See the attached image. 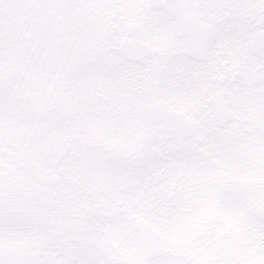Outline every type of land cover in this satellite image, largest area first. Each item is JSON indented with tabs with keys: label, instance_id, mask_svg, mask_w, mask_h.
I'll use <instances>...</instances> for the list:
<instances>
[{
	"label": "snow or ice",
	"instance_id": "snow-or-ice-1",
	"mask_svg": "<svg viewBox=\"0 0 264 264\" xmlns=\"http://www.w3.org/2000/svg\"><path fill=\"white\" fill-rule=\"evenodd\" d=\"M0 264H264V0H0Z\"/></svg>",
	"mask_w": 264,
	"mask_h": 264
}]
</instances>
